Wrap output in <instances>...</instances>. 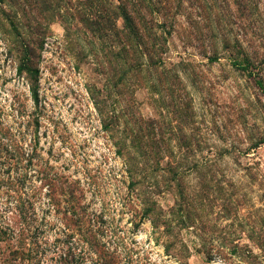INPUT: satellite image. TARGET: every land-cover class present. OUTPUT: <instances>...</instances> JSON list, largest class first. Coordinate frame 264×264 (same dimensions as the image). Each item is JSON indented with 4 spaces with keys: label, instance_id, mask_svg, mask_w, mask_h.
Instances as JSON below:
<instances>
[{
    "label": "rangeland",
    "instance_id": "1",
    "mask_svg": "<svg viewBox=\"0 0 264 264\" xmlns=\"http://www.w3.org/2000/svg\"><path fill=\"white\" fill-rule=\"evenodd\" d=\"M45 1L60 17L4 7L42 49L34 104L0 31V264H264V0H113L134 46L113 38L121 20L86 29L100 5ZM93 98L139 162L136 191Z\"/></svg>",
    "mask_w": 264,
    "mask_h": 264
},
{
    "label": "trees",
    "instance_id": "2",
    "mask_svg": "<svg viewBox=\"0 0 264 264\" xmlns=\"http://www.w3.org/2000/svg\"><path fill=\"white\" fill-rule=\"evenodd\" d=\"M7 2L8 0H0V13L5 18H0V31L2 33L8 32L7 34L9 35H15L13 40L14 44L11 45V49L18 55L19 64L17 66L16 72L18 75L24 77L27 81L31 99L34 104H37L39 72L38 68L35 66L33 59L35 57V50H37V48L41 50L42 44L35 43L34 41L28 40L26 37L20 35L18 27L14 23V18L17 16V13H10L4 10V7L8 6ZM83 2L88 8H92V6H95L97 4L101 7V11L96 19H94L93 21L90 19H84L83 22V25L86 27V29L89 30V32H92L95 36L102 37L104 34H102L101 32L104 29L107 28L111 30L113 28L114 21L121 20L123 28L121 30V34H119L118 31L114 30L112 34L113 38L116 39L122 36L124 41L131 46H134V43L140 39V34L134 17H132L127 8L119 1L114 2L113 0H84ZM41 4L44 6L43 10L52 11L50 15L44 17L46 22L54 21L55 18L60 17L59 13H55L56 15L54 14V11L51 10L50 5L46 3L45 0H42ZM8 26L11 27L12 32L8 30ZM34 44H36L38 47L36 48ZM122 53H127V51H125V48H123L122 52H119L116 55L112 56L116 59V66H118V62L122 60L120 57ZM258 83L259 85H262V83ZM92 100L95 109L100 117L102 129L108 134L114 147H116L117 149V154L123 159L127 176L131 180L130 186L131 188H135L136 191V179L140 171L139 162L135 160L136 157L134 158L133 155L124 151L126 144L122 139L117 137L116 130L113 129V125L111 124L112 121L109 119V116L104 107H102L99 101H97L96 99L93 98ZM255 147H258V145H256ZM137 154H140V152ZM139 194H141L139 200L142 206L143 218L149 220L155 232H159L160 228L164 229L167 223L165 219H163L160 209L156 207L155 203L151 201L149 197L143 195L142 191H140ZM0 233L2 232L0 231ZM164 233H166V231ZM164 248L166 252H170V247L168 245H166ZM235 251L236 250L234 249V254H236ZM178 252L180 256H183L185 249L179 250ZM184 257H186V255H184Z\"/></svg>",
    "mask_w": 264,
    "mask_h": 264
}]
</instances>
